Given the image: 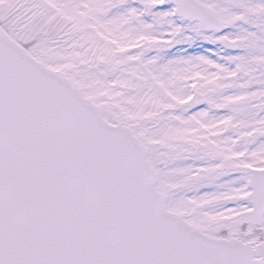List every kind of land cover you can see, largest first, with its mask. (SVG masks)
<instances>
[{
    "label": "snow or ice",
    "instance_id": "obj_1",
    "mask_svg": "<svg viewBox=\"0 0 264 264\" xmlns=\"http://www.w3.org/2000/svg\"><path fill=\"white\" fill-rule=\"evenodd\" d=\"M0 264H264V0H0Z\"/></svg>",
    "mask_w": 264,
    "mask_h": 264
}]
</instances>
